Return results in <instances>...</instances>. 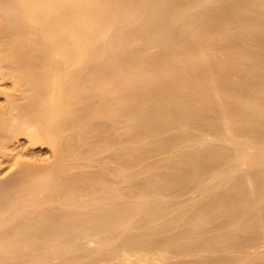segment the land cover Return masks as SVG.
I'll return each instance as SVG.
<instances>
[{
  "label": "bare ground",
  "instance_id": "1",
  "mask_svg": "<svg viewBox=\"0 0 264 264\" xmlns=\"http://www.w3.org/2000/svg\"><path fill=\"white\" fill-rule=\"evenodd\" d=\"M0 79V264H264V0H0Z\"/></svg>",
  "mask_w": 264,
  "mask_h": 264
},
{
  "label": "rangeland",
  "instance_id": "2",
  "mask_svg": "<svg viewBox=\"0 0 264 264\" xmlns=\"http://www.w3.org/2000/svg\"><path fill=\"white\" fill-rule=\"evenodd\" d=\"M0 82H1V79H0ZM0 84H2V82ZM3 85L5 86V84H2V86H0V88L2 87V89H3V87H4ZM1 101H3V99H1ZM4 144L5 145L3 147L6 148V149L2 148L4 151L5 150L6 151L14 150L16 152H19L21 147H22V149L25 147L24 149L26 151H28L27 153H29L28 157H25V158H28V159L32 158V156H34V154H37V156H38L39 154L45 152V150H46V146H44L42 144H36V145H34V147L32 146L31 148H29L27 146L28 144H27L26 137H23V136H19L17 138H15L13 136H7V137L5 136ZM3 159H4V157L2 158V160ZM11 162H12V160H11ZM10 166H11L10 161H7V162L5 161V163H3V165H2V176L4 175V177H5V174L8 173L9 168H11L13 165L11 167ZM10 172H12V171H10Z\"/></svg>",
  "mask_w": 264,
  "mask_h": 264
}]
</instances>
